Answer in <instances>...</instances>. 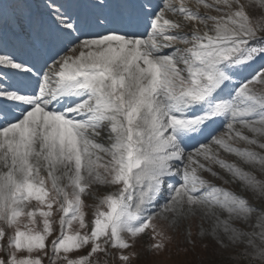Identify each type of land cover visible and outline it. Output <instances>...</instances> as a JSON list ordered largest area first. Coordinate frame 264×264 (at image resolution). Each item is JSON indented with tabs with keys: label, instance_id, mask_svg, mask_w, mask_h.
<instances>
[{
	"label": "snow or ice",
	"instance_id": "1",
	"mask_svg": "<svg viewBox=\"0 0 264 264\" xmlns=\"http://www.w3.org/2000/svg\"><path fill=\"white\" fill-rule=\"evenodd\" d=\"M258 138L264 0H0V264H130L146 230L154 254L171 241L156 216L189 244L198 217L216 264H264V179L213 151L264 172L228 143Z\"/></svg>",
	"mask_w": 264,
	"mask_h": 264
},
{
	"label": "rangeland",
	"instance_id": "2",
	"mask_svg": "<svg viewBox=\"0 0 264 264\" xmlns=\"http://www.w3.org/2000/svg\"><path fill=\"white\" fill-rule=\"evenodd\" d=\"M190 7L194 8V5L189 3ZM215 15V13H212ZM172 18V17H171ZM179 46V45H177ZM259 88V86H256ZM103 132L100 133L99 136L103 137ZM221 134H224L223 132ZM245 134L248 136H252L251 133L245 130ZM225 139L227 136L225 135ZM261 142H264V138H258ZM98 143L104 144L108 146V142H101L97 141ZM228 143L234 147L245 149L248 148L252 151L257 152L260 155H264V149L259 147L248 145L243 141L239 140H228ZM213 151H219V156L221 159L229 163H235L238 167L242 168L244 171L254 174L259 179H264V172L260 170V166L257 165L255 168L243 164L237 157L231 154H227L222 150H218L215 145H213ZM100 155L107 160L108 158L104 156L103 153ZM204 162V161H201ZM213 171L218 172L220 176L227 180L228 183H224L220 179H216L209 175L207 172H200L199 174L207 181H209L212 185L226 189L228 191L234 192L237 195L247 196L250 202L256 204L257 207L261 206L257 204L255 200L246 192L241 191V183L238 180H233L227 172L220 169L218 166L212 165ZM66 183V181H65ZM90 195H85L83 197L85 202L84 211L86 212V221L89 223V227H91V221L96 209L99 200L108 194V192L112 191V189L108 187H102L100 185H93L89 190ZM60 213L57 212L56 215L53 217L54 220L57 222L60 219ZM153 223L157 224L158 227L164 228L168 235L172 237L171 241H165L166 247L165 249L160 252L158 255L154 254L153 252L149 251L148 245L151 244L153 241L150 239L151 233L150 230H146L145 234L141 237H138L135 241L134 247L129 249L125 252L127 254L128 251L135 252L136 258H133L130 261V264H216L219 257L216 255L213 241L210 238H205L204 240H200L197 238L196 233L198 227L201 224L200 219L197 217L192 219L191 221L185 222L186 225H190L191 231L193 233L192 239L194 240V244H189L187 242V238L183 234V230H175L167 227V224L164 220L161 219L160 216H156L153 220ZM56 228V232H59L58 223L54 225ZM204 227H207V223L204 224ZM78 225L76 223L73 224V230H77ZM51 239V237L49 238ZM208 245V247H204V245ZM185 249H187L185 251ZM82 254V253H81ZM115 255V253H114ZM45 264H47V260H45ZM109 264H119V261L114 258H109Z\"/></svg>",
	"mask_w": 264,
	"mask_h": 264
},
{
	"label": "bare ground",
	"instance_id": "3",
	"mask_svg": "<svg viewBox=\"0 0 264 264\" xmlns=\"http://www.w3.org/2000/svg\"><path fill=\"white\" fill-rule=\"evenodd\" d=\"M156 2H159V0H156ZM168 18H171V16L169 15ZM97 141H101L102 143L103 142H108L110 143V140L108 139V136H107V133L106 132H103V137L102 136H98L95 138ZM191 150V149H190Z\"/></svg>",
	"mask_w": 264,
	"mask_h": 264
}]
</instances>
